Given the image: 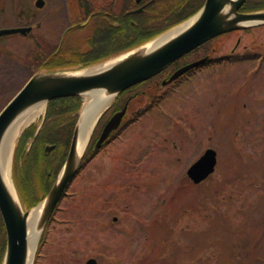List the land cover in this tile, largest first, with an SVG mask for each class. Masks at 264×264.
I'll list each match as a JSON object with an SVG mask.
<instances>
[{
	"label": "rangeland",
	"instance_id": "1",
	"mask_svg": "<svg viewBox=\"0 0 264 264\" xmlns=\"http://www.w3.org/2000/svg\"><path fill=\"white\" fill-rule=\"evenodd\" d=\"M238 39L233 60L197 76L171 109L162 108L164 147L147 146L138 127L133 139L123 135L90 159L36 264H264V28L220 37L205 50L223 60ZM8 41L0 112L34 73L32 42ZM207 148L218 152V166L196 186L189 163Z\"/></svg>",
	"mask_w": 264,
	"mask_h": 264
},
{
	"label": "flooded vegetation",
	"instance_id": "2",
	"mask_svg": "<svg viewBox=\"0 0 264 264\" xmlns=\"http://www.w3.org/2000/svg\"><path fill=\"white\" fill-rule=\"evenodd\" d=\"M176 0H0V30L9 28H27L26 34L14 35L29 39L36 48L32 53L35 56L31 62L37 69L43 67L51 68L54 65L64 66L75 63L78 57L85 56L93 50L95 45L104 44L102 39L119 32L117 41L124 43L149 42L156 39L159 35L170 30L171 23H177L183 18V15L177 14L172 17L164 16L168 12V7L176 4ZM49 8L48 12H43ZM58 12V13H57ZM57 13V14H56ZM131 28H136L135 34H132ZM169 27V29H168ZM51 31L54 36L49 37ZM13 37V36H11ZM9 37L0 36V54L6 50L5 43L9 42ZM109 48V45L108 47ZM106 48V50H107ZM203 46L192 53L183 56L182 59L174 62L161 73L150 78L149 81L134 86L119 96V108L110 112L109 118L99 130L98 138L93 145V149L87 157L80 173L85 171V166L92 156H98L109 149L123 135L132 134L141 128L144 131L145 142L147 146L156 142L158 150L163 146L164 140L160 133L163 126V117L165 116L162 108H169L175 104L176 99L187 93L188 88L194 85L197 76L203 75L208 71H213L221 66L220 59H209L203 64L194 66L186 71L182 76L172 80V77L182 68L190 66L194 62L209 58L203 55L206 51ZM121 49L115 48V53ZM216 52L213 48L212 52ZM1 58V57H0ZM7 59V58H6ZM122 104V105H121ZM127 107V114L123 118L121 126L108 141L102 144V148L94 151V146L100 138L109 120L118 112ZM32 131L22 138L23 140L17 146L15 154V172L17 180L20 183L21 193L29 204H34L43 195L47 194L54 184L50 176L48 182H45L44 188H40L38 175L27 176L26 165L32 163L34 157L42 160L44 168L50 163L48 155H45L44 146L41 144L38 136ZM156 135V139L153 138ZM132 141V140H131ZM130 141V142H131ZM159 141H162L159 146ZM174 143V142H173ZM56 146V145H55ZM57 147V146H56ZM133 147H131V150ZM146 149L145 146L137 148V153ZM147 149H149L147 147ZM179 149L177 143H174V150ZM57 149L55 148V151ZM94 151V152H93ZM127 152L128 158L133 161L134 157ZM134 154V153H133ZM115 155V153H114ZM21 157V158H20ZM115 157V156H113ZM181 159H176L180 164ZM194 162L189 164L193 165ZM41 164V166H43ZM30 179L32 183L25 182ZM68 196V194H67ZM65 196V198L67 197ZM59 207L54 211L53 216L48 222L47 234L54 232L55 226L59 220ZM63 221V220H62ZM60 221V222H62ZM0 244L7 249V229L4 223L3 215L0 210ZM53 237L54 236H49ZM5 240V242H4Z\"/></svg>",
	"mask_w": 264,
	"mask_h": 264
},
{
	"label": "water",
	"instance_id": "3",
	"mask_svg": "<svg viewBox=\"0 0 264 264\" xmlns=\"http://www.w3.org/2000/svg\"><path fill=\"white\" fill-rule=\"evenodd\" d=\"M245 1L206 0V4L199 14L182 24L183 27L184 25L186 26L174 37H171L153 49H147V46L159 39L138 47V49L130 51L125 55L117 56V58L96 65H105L114 61L106 69L84 73V71L96 67L93 66L83 70H53L35 74L0 114V149L3 138L9 128L23 112L33 108L34 105L48 104L55 99L65 97H85L87 93L97 91L101 92L102 95L112 97L113 102L123 91L161 73L171 63L181 59L182 56L192 52V50L197 49L213 38L221 36L224 33L264 26V11L255 13H242L240 11ZM26 31L28 29L23 28L1 30L0 36H9L10 34H18L20 32L26 33ZM205 60L203 59V61L182 68V70L172 77V80L180 77L184 72L193 68V66L202 64ZM126 109L127 107L113 116L109 121L95 146L97 149H100V146L120 127V123L126 114ZM105 111L99 116L90 139ZM85 112H87L86 104L83 106L80 113L81 116L76 125L68 160L48 197L39 205L42 207L37 224L40 235L44 231L53 211L58 206L59 201L66 193V189L73 181L72 179L78 174L79 167L84 159L83 157L88 145L83 152H79L78 145L81 138V130L86 119ZM53 148L52 146H47L46 152H51L54 150ZM217 164V152L213 149H208L197 163L189 168L187 174L195 184H198L208 179L215 172ZM0 210L8 237V249L4 264H34L35 259L31 262V248L28 236V221L33 210L25 212L20 201L15 199L14 195L10 193L6 183H4L1 167ZM86 264H97V260L91 259Z\"/></svg>",
	"mask_w": 264,
	"mask_h": 264
},
{
	"label": "trees",
	"instance_id": "4",
	"mask_svg": "<svg viewBox=\"0 0 264 264\" xmlns=\"http://www.w3.org/2000/svg\"><path fill=\"white\" fill-rule=\"evenodd\" d=\"M176 4H172L168 7V12L165 14H161L162 17L164 16H174L177 14L183 15V18L180 19L177 23H171L170 26H175L177 24H180V22H183L185 20H188L191 16L197 14L201 10V8L205 4V0H176ZM264 10V0H247V2L244 5L243 11L248 12H255V11H261ZM132 34H135L136 28H131ZM169 29V27H168ZM250 32V31H248ZM120 33L117 32L116 34L113 33L111 36L106 37L105 39H102V42L104 44L101 45H95V47H92L93 50L91 52H88L85 56L78 57L75 63L64 65V66H57L54 65L51 68H47L50 70L53 69H75V68H85V66L96 64L97 62H101L103 60H106L109 56L117 54L121 51H126L128 48H131L133 46H138L139 44L143 42H138L136 44L133 43H124L117 41L119 38ZM109 45V48H107ZM107 48V50H106ZM115 48L121 49L120 51H117L116 53ZM46 68V67H45ZM82 98L76 97V98H65V99H58L53 102H50L48 104V110L46 113V119L45 123L43 125V129L41 130V134L38 136L39 140H41L42 143L49 142L51 144H54L57 146V151L53 153V155L49 156L50 163L47 164V167L44 168L42 160L38 158V155L34 157V161L31 163H27L26 165V171L27 176L31 177L33 174L38 175V179L40 182V188H44L45 182H48L49 177H52V182L54 181V178L57 177L58 173L60 172V169L62 165L65 162V158L67 157L70 142L72 140L73 132L76 128V123L79 118V111L82 107ZM95 140V139H94ZM93 140V142H94ZM90 146V150L93 148V143ZM41 164L43 166H41ZM50 175V176H49ZM25 182L32 183L30 179H27ZM28 183V184H29ZM26 207H32L34 204L26 203ZM36 204V203H35ZM0 242L1 237H0ZM5 242V240H4ZM6 247L0 244V264L4 261V255H5Z\"/></svg>",
	"mask_w": 264,
	"mask_h": 264
},
{
	"label": "bare ground",
	"instance_id": "5",
	"mask_svg": "<svg viewBox=\"0 0 264 264\" xmlns=\"http://www.w3.org/2000/svg\"><path fill=\"white\" fill-rule=\"evenodd\" d=\"M186 25H184L185 27ZM183 26L179 29L171 31L169 34L165 35L162 38H159L158 41H155L154 43L149 44L147 46V49H153L154 47L159 46L161 43L167 41L171 37H174L177 33H179L183 28ZM114 61L109 62L105 65H99L95 68L89 69L84 71L86 73L87 71H95L96 70H102L106 69L108 66L112 65ZM112 102V97L102 95L101 92H90L87 93L85 96V104L87 108L86 119L83 124V128L81 130L80 135V141H79V152H83L86 149V146L88 145L90 135L95 127V124L97 120L99 119V116L101 113L109 107V105ZM46 110V104H37L34 105L33 108L23 112L21 116L18 117V119L13 123V125L9 128L7 133L5 134L3 138V143L1 146V153H0V167L1 172H3V180L4 183H6L8 189L10 190V193H12L17 199V195L15 193L14 185L12 183V166H13V155H14V147L16 143L17 137L21 134L24 126H27L28 124L34 122L36 119L40 118ZM42 207H38V209L31 212V216L29 217L28 225V236H29V246H30V257L31 262L35 259V253L38 249V244L40 241V233L38 232V220L40 216Z\"/></svg>",
	"mask_w": 264,
	"mask_h": 264
}]
</instances>
